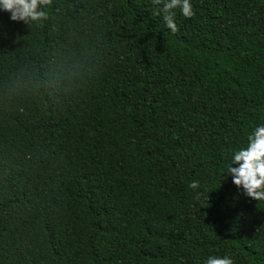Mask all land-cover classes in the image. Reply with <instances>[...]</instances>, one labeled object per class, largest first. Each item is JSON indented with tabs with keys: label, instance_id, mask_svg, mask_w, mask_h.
<instances>
[{
	"label": "trees",
	"instance_id": "obj_1",
	"mask_svg": "<svg viewBox=\"0 0 264 264\" xmlns=\"http://www.w3.org/2000/svg\"><path fill=\"white\" fill-rule=\"evenodd\" d=\"M190 3L0 11V264H264V201L220 178L264 122V0Z\"/></svg>",
	"mask_w": 264,
	"mask_h": 264
},
{
	"label": "clouds",
	"instance_id": "obj_2",
	"mask_svg": "<svg viewBox=\"0 0 264 264\" xmlns=\"http://www.w3.org/2000/svg\"><path fill=\"white\" fill-rule=\"evenodd\" d=\"M50 0H0V11L9 12L10 20L39 21L44 18V5ZM156 11L164 21L165 27L172 32L177 30L173 20V9L179 7L184 17L194 15L190 0H154ZM227 167L220 174L231 179L239 191L246 197L256 201H264V122L257 123L246 135L245 142L233 148L226 157ZM193 190L195 198L205 200L207 193L205 186L198 181H191L188 185ZM202 264H233L231 256L209 254L202 260Z\"/></svg>",
	"mask_w": 264,
	"mask_h": 264
}]
</instances>
